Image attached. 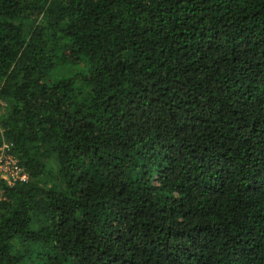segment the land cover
I'll return each mask as SVG.
<instances>
[{
	"label": "trees",
	"instance_id": "trees-1",
	"mask_svg": "<svg viewBox=\"0 0 264 264\" xmlns=\"http://www.w3.org/2000/svg\"><path fill=\"white\" fill-rule=\"evenodd\" d=\"M0 264H264V0H0Z\"/></svg>",
	"mask_w": 264,
	"mask_h": 264
},
{
	"label": "built area",
	"instance_id": "built-area-1",
	"mask_svg": "<svg viewBox=\"0 0 264 264\" xmlns=\"http://www.w3.org/2000/svg\"><path fill=\"white\" fill-rule=\"evenodd\" d=\"M7 144L0 147V181L13 185L18 180H26L28 174L19 165L18 160L7 151ZM2 193L0 191V198Z\"/></svg>",
	"mask_w": 264,
	"mask_h": 264
},
{
	"label": "rangeland",
	"instance_id": "rangeland-1",
	"mask_svg": "<svg viewBox=\"0 0 264 264\" xmlns=\"http://www.w3.org/2000/svg\"><path fill=\"white\" fill-rule=\"evenodd\" d=\"M1 110V109H0Z\"/></svg>",
	"mask_w": 264,
	"mask_h": 264
}]
</instances>
